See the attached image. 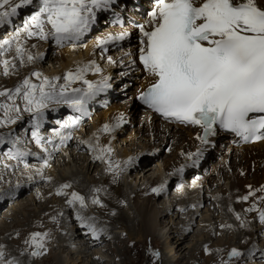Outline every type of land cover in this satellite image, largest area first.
<instances>
[{
    "label": "snow or ice",
    "instance_id": "obj_1",
    "mask_svg": "<svg viewBox=\"0 0 264 264\" xmlns=\"http://www.w3.org/2000/svg\"><path fill=\"white\" fill-rule=\"evenodd\" d=\"M33 2L0 0V24L10 22L19 10ZM115 3L116 0H37L36 9L27 16L22 30L28 38H51L57 44L76 42L96 23L97 11L110 9ZM148 25L150 27L138 25L141 33L139 63L153 82L140 92L138 99L166 119L202 128L203 135H198L197 139L204 144L216 134L217 127L234 132L246 141L264 139V0H154ZM128 35L127 31L108 34L98 40V46L124 40ZM16 40V57L0 59L4 75L9 74L10 68H15L16 58L21 64L25 57L28 62L35 59L19 42V32ZM11 46L12 40L0 42V56ZM108 60L114 62L110 56ZM130 64L135 65L136 61L131 60ZM100 71L99 65L90 60L67 70L63 76L48 77L32 72L14 89L0 91V97L6 98L0 101L3 112L0 126L15 124L21 119V112L30 113L34 129L32 137L47 151L39 132L45 109L51 104L67 105L79 115L69 116L60 128L77 126L88 114V103L112 86L107 76L98 81L87 78L89 72ZM32 77L36 78L35 82ZM77 82L82 86L73 87ZM18 101L22 102V107ZM122 122L123 117L118 116L114 124H103L98 133H110ZM98 133L93 134L95 144L88 140L81 143L98 152L95 159L105 160L108 171L119 170L120 163L113 164L107 158L106 154L112 149L110 145H100ZM70 138L71 133L62 136L61 142ZM0 143H3V137H0ZM28 154L16 153L19 157ZM201 154L198 149L188 156L199 158ZM132 159L129 157L124 163H131ZM192 162L195 164L197 160ZM44 164L47 165V160ZM183 169L181 165L177 171ZM70 187V184L61 185L57 194H66L63 190ZM163 187L152 191L159 192ZM258 191L264 192V187ZM250 195L254 193L250 191L242 199L248 200ZM259 199L264 200V196ZM77 201L81 207L86 206L85 198L72 192L68 203ZM93 203L100 201L94 199ZM260 220L264 222V210L260 211ZM87 227L97 235L94 225ZM46 235L35 232L26 241L34 249L33 256L42 254L40 250L45 249ZM240 255L242 253L235 248L229 253L230 257ZM3 256L0 246V258Z\"/></svg>",
    "mask_w": 264,
    "mask_h": 264
},
{
    "label": "rangeland",
    "instance_id": "obj_2",
    "mask_svg": "<svg viewBox=\"0 0 264 264\" xmlns=\"http://www.w3.org/2000/svg\"><path fill=\"white\" fill-rule=\"evenodd\" d=\"M126 1H128V0H126ZM21 14H22L21 17L18 16L19 17L18 19L15 18L11 22L12 26H10V27L8 25L4 26L3 31L0 34V42H3L4 40H12L11 48H9L6 52H4L3 55L0 56V59L3 58V59L11 60V58H12V60H13V58L16 57V50H15L16 43H17L16 37H17V32H19V42L21 44H23V47L26 49V51L28 50L27 53H30L33 57H35V59L32 62H29L26 64L24 62L23 64H21L19 59L16 58L15 60L18 61V62L16 61V63H15V65H17L16 66L17 71H21V74L24 72L23 74H25L27 77V76H30V74L32 72H40L43 75H45L51 71V68H58L59 69L60 64H61V60L63 58L65 59V57H66L64 53H66L67 48L70 49V47H68V45L65 44L64 49L59 50L60 48L55 47V45L50 43V42L54 41V39H52L50 42L48 40H46L47 42H44V45L46 43L47 47H50V49H52V48L53 49L50 51L46 50L45 51L46 55H44L42 57L41 55H42L43 49L40 50L39 52H37L36 45L35 44L31 45V42H29L26 39L27 35L25 32H23L21 30L20 22H18V25L20 28L17 26V22H15V21L23 20V18L27 15V13H19V15H21ZM13 24H14V26H13ZM4 25H6V24H4ZM92 40H93V38L90 37V38H87L85 42H87V41L90 42ZM88 42L85 44L87 45V49L88 50L90 49V52H91L93 50V47H95V44L93 43L92 45H88ZM78 49H83V48H78ZM78 49H75V50H78ZM58 59H59V61H58ZM27 64H29V65H27ZM22 66L25 69L27 68L26 69L27 71L24 68H22V70H21ZM51 66H53V67H51ZM56 66H58V67H56ZM18 67H20V68H18ZM2 73L4 74V70H3V66L0 65V91H2L4 89H14L15 86L17 84H19L20 82H22V80H23V78L20 81H18L17 79L16 80L8 79L7 77H5L6 75H2ZM115 74H116V72H115ZM110 76H112V75H110ZM11 77H16V76L14 74H12ZM6 78H7V80H6ZM4 79H5V82H3ZM114 79L117 80L116 76H114ZM15 81H16V83H14ZM116 85H117V83L115 85H113L112 92L116 91ZM123 98H125V97H123ZM113 107L114 108L118 107L121 110L125 109L124 105H119L118 103H115V102L112 103L111 102V104L106 108V110L103 109V110L97 112L96 120L99 121L98 118L101 119L103 116H106L108 112H110V113L118 112V111H114ZM104 111H105V113H104ZM99 114H101V115H99ZM134 119L135 118L129 117L128 121H129L130 125L133 124ZM28 120H29V117H28ZM135 122L136 123L134 126H132V129H130V127H129L126 132L122 133L124 130H126V129H123L118 134L115 135L116 139L113 138L114 141H111V140L108 141V145H111V146L113 145L112 147L111 146L110 147L112 149L111 154L114 156H117L119 153L118 157H120V150L119 149L122 150L123 148L130 150V151L131 150H133L135 152L138 151L140 153V156L142 154V156L140 157L141 158L140 161L137 163H130L129 169L125 170L121 175L122 183H125L130 177L131 183L128 187L130 193H133L135 190H137V188L140 186L141 183L148 182V179L150 178V176L153 177L156 175V173H157V175L160 174V172L157 171L159 169L160 165H164L165 161L172 156V153L178 150L177 146H174V148L172 149V151L169 155L165 154V151L162 150L161 147L158 148V146H157L158 144L161 146L162 140L160 139V143H157L158 139L155 141H150L149 134L146 135L144 127L142 125H140V123L138 124V121L135 120ZM44 123H45V120H44ZM44 123H41V124H44ZM18 132H20V136L23 135V131L21 132V130L14 132L13 134H11V136L7 133L4 134V136H6L7 138L8 137L10 138V139H7V140H11L10 144H9V141L7 142L6 138L3 139L4 140L3 143H0V147L4 146L3 149L1 148V150H0V172H6L7 173L6 179H8L2 183L3 185H0V202L1 203L6 202L4 204V206L2 208H0V227H2V232L0 231V240L3 243L0 246H2V251L4 252V254L6 253L5 251H7L11 255V253L9 252L11 249V246L12 247H18V244H20L24 248V251L21 252V256L29 257V259H31V260H28L29 264H60L59 260H56V257L59 255L58 252L60 251L59 248L56 246V243L61 244L63 239L60 238V236L54 231L55 230L54 223L57 221V217L55 215H53L56 217L55 219L48 218L49 211H45L42 214V216H39L38 214H41V212L43 210L49 209L50 206H53L55 203H61V202H63V200L68 201L71 198V193L69 191L73 190V192L77 191V192H79V194H81V192H80L81 189L84 190L86 187L70 181L69 184L71 185V187L69 189L63 190L66 194H63V195L57 194V191L61 188V182L63 184L68 183L67 182L68 179H66V176L68 175V173H66L67 175H64V173H63L64 171L67 172L66 167H67L68 160H67L66 156L61 157V155H59V157H58L59 159L57 160L58 164L56 162H54V163H51L50 167L46 168V170L51 169V172L45 171V170H39L40 167H38V166L40 165V163L38 161L35 163L36 164L35 167H33L32 166L33 163H31L32 161L28 160V164H27L25 161H23L22 158L17 157L15 154L13 155L10 153V154L6 155L7 158H5V156H4L5 154L2 153V151L10 152L12 150L15 152V150L13 148V143H14L13 135L15 133H18ZM1 133H3V132H1ZM120 133H122V134L120 135ZM14 137H15V135H14ZM146 139L147 140L149 139L148 143H147L148 146H154L155 147L154 152L152 150L149 151L148 146L143 145L144 143H146L145 142ZM6 146H8V147H6ZM114 146L116 147L117 151H116ZM88 148L89 147H87V149ZM148 151L151 154H149ZM91 152H92L93 156H96L94 151H88V150L86 151V153L75 154L74 156H81L82 160H79L77 162L76 161L72 162L71 163L72 164L71 170H73L74 167H75L74 168L75 171H77V170L85 171L86 169L88 170V162L84 163L83 164L84 166L82 165V163H83V161L86 160L87 156L91 155ZM65 158H66V160H65ZM8 159L10 160V162L11 161L12 162L10 164H8V163L5 164L4 161H7ZM237 160H238V158L235 157L234 161L237 162ZM15 161H17V162H15ZM19 162H20V164H19ZM101 162L97 163L99 166V171H96V172L94 171L93 173L90 172L89 174L86 171V175L89 178H92L91 176H96V178L99 182L102 179V177L99 174L101 173L102 176L104 175V166ZM2 163H3V165H2ZM245 163H246V160L243 163L241 162L239 164H245ZM13 165H16V166H13ZM235 166H236V164H235ZM238 166H240V165H238ZM29 167L31 170L28 169ZM83 167H84V169H82ZM63 169H64V171H63ZM52 170L53 171L55 170V171L53 172ZM220 170L222 172V175L219 178L217 176H215L216 177L215 178L213 175H211V171H210V173L208 174V180H206V182L204 180V182H203L205 186L202 185V191L203 190L206 191V189L204 187H207L206 184H208L209 189L211 191H213V193L215 192L216 194L219 195L220 191L222 190V187H224V188L228 187L229 182H231L232 180L230 178L226 177V175H225L226 171H224V169H220ZM40 171H43L42 172L43 176L41 177V180H40L42 182L37 184L36 182H38V180H33L32 178H36V177L38 178L40 176ZM143 171H146V172H143ZM17 172H18V174L20 173L23 176H25L24 179L23 178L19 179L17 177H14V176L18 175ZM71 172L72 171L69 172V175H71ZM138 172H139V177L136 178V174ZM54 173H56V175H54ZM163 175H165V171H164ZM228 175H230V170H229ZM144 176H146V178H143ZM230 176H232V175H230ZM27 177H32V178H27ZM176 178H177L176 176H172V179L169 181L168 187H165L166 192L164 191L165 193L162 194L161 196H158V198H157L158 201H164L165 202L164 203V209L170 208V206H171L170 203H171L172 198H173V200L176 199V202H179L181 200H184L188 196L190 198H194V197H197L199 194V191H197V190L194 191V190H190V189H185L181 193H177V192L172 191V189H171L172 184H173V182H175L174 180H177ZM146 179H147V181H146ZM63 181H65L66 183H64ZM261 184H262V182H261ZM219 185H221V186H219ZM16 186H17V189L15 191L14 188H16ZM27 186L28 187L30 186V188L27 189ZM45 187H47L48 189L45 190L46 189ZM49 187L54 189V191L53 190L51 191ZM39 188L46 191L47 194L45 197L38 199L35 202V201H33L32 196L34 194H38L39 197L41 196L40 194H41L42 190ZM25 189H26V191H25ZM92 189H93V192L91 193V191H90V193H91L90 197H92V199L89 197L88 202H89V207H92L93 209H95V203H93V200L95 197L94 193H95L96 186H93ZM36 190L38 191V193L36 192ZM23 191H25V192H23ZM185 191H188L189 193L187 194V193H185ZM211 191L209 192V194H208V192H205V194L211 195L212 194ZM21 192H23V193H21ZM34 192H36V193H34ZM19 193H21V194H19ZM229 194H231V193H229ZM217 197H219L218 199H220V203H216V199H215V203H210L208 205L200 206V208L198 209L199 214L196 213L195 214L196 216L194 217V219L192 221L189 219H187L186 221H183V218L181 217L180 213L181 212L182 213L188 212V211L193 213L195 206H192V207L188 206L184 209V211H181V210H183V208H181V209L177 208V209H174L172 211V213L164 214V217L162 218L164 223L161 224L160 222H158L161 225H158L159 227L158 226L155 227V235L147 236L146 239H143V240L135 239L134 241L130 242V244H128V241L130 240L129 238L132 236L135 238L138 237V233L136 231H133V235L128 236L129 232L125 231V229L120 228L118 226V224H116V223H115L116 225L112 224L109 226L107 224V226L109 228L108 239L100 240L98 245H92L91 246V244H89V245L85 246V244H87V243L80 245V243H79L80 239H77V237H76L74 239V241L70 242L69 246L65 247V250L67 248L68 250H71L73 252L80 251L81 255H78L79 256L78 257L77 256L78 253H76V254L71 253V258H67L68 253L63 252L62 256H63L64 262H65V264H91V262H93V261L98 263V259L96 256L88 258L85 256L84 252H81V250H86L91 255H94L95 253H96V255H98L99 254L98 251L104 252L103 255L102 254L99 255V257H102V262L99 264L107 263L109 261H111V263H109V264H159V263L161 264V261L164 257L167 258L168 264H264V229H262L264 222H262L260 220V215H259L260 212L257 211L254 214V217L257 218V220L253 221V229H254L253 240L251 241L250 246L246 250H242L240 248L241 245L238 242L239 237H237L234 225L229 218V213L224 209L225 206L224 205L222 206V204H221V203H223V200H221L220 196H217ZM29 199H32V201H30ZM57 201H59V202H57ZM67 201H65V204L67 203ZM210 201H212V199H210ZM16 202L17 203L20 202V204L23 203L22 204L23 207L28 204V206H27L28 210L27 209L23 210V207L22 206L19 207V205H17ZM78 204H79L78 201L75 202L74 204H72V205H77L74 207L72 206L73 207L72 209H75L76 207H78V208L81 207L80 204H79V206H78ZM132 208H133V210H135L134 207H132ZM175 211H177V212H175ZM179 211H181V212H179ZM59 214L62 216L63 212L61 211V212H59ZM31 215H32V218L30 219ZM99 218L102 220V218L100 216H99ZM84 221H83L84 223L82 226V230L85 231V233L91 234L92 232H90V230L87 227V225H89V222L86 220H84ZM102 221H105V220H102ZM107 222L111 224L112 219L107 220ZM181 223H183V224H181ZM104 224L105 223H102L101 225H104ZM50 225L53 226L52 230L47 229V226H50ZM4 226H5V229L3 228ZM104 226L106 227V224ZM206 226H207V228H206ZM183 228L184 229L187 228L188 232L186 234H185V232L184 233L181 232L182 230H184ZM78 231L79 230H76V233H78ZM201 231H204V233ZM35 232L47 233L46 237L44 238L45 249H41L40 251L42 254L37 255V256H33L31 254L34 249L32 246H30V244L26 243V241L30 240L32 233H35ZM122 233H123V235L121 236ZM71 234H72V231H70V237L71 236H72V238L75 237L74 234L73 235H71ZM120 236L122 238V241L117 242V238L119 239ZM167 236H169V237H167ZM184 236L186 238H183ZM60 239H62V241H60ZM144 240H146V241H144ZM16 241H18V243H16ZM156 241L158 244L156 243ZM205 241L206 242L208 241V243H206ZM80 246H82V247L80 248ZM121 246H122V249H121ZM181 246H183L184 248L182 247L183 249H181ZM254 247H258V248L255 249ZM127 248H128V250H127ZM135 248H138V249H135ZM234 248L237 249L239 252H241L242 255H240L238 257H230L229 253ZM250 248L252 249V251H251L252 253L249 252ZM123 249H124V252H123L124 256L118 255L117 250L122 252ZM255 252H259V254L254 255ZM188 253H193L196 256V258H199V261L196 263H188V257L185 256ZM200 256H201V258H200ZM46 257H48V258L45 260ZM3 259H5V258H0V261L3 262L4 261ZM12 259L18 260L17 256H15V257L13 256ZM34 259H37L38 262H34ZM13 260H11V261H13ZM15 263L16 264H22V263L25 264V262H22V261H19V263L18 262H15Z\"/></svg>",
    "mask_w": 264,
    "mask_h": 264
},
{
    "label": "bare ground",
    "instance_id": "obj_3",
    "mask_svg": "<svg viewBox=\"0 0 264 264\" xmlns=\"http://www.w3.org/2000/svg\"><path fill=\"white\" fill-rule=\"evenodd\" d=\"M130 1L131 0H128V2H130ZM36 5H37V0H34L32 5L25 6L23 9L19 10L18 15L15 17H12L10 19V22H5L3 24H0V34L2 33L4 26H7V25L9 27L12 26L11 22L15 18L18 19L19 17L22 16V14L19 15V13L29 14L32 11H34ZM15 22H19V21H15ZM4 24H6V25H4ZM13 26H14V24H13ZM26 39L29 42H31V45H34V44L36 45L37 52H39L40 50L43 49L42 55H41L42 57L44 55H46V53H45L46 50L50 51L53 49V48L50 49V47H47L46 43L44 45V42H47L46 40L39 39L38 37H31V38L26 37ZM87 42H85V43H87ZM93 43L94 42L92 40V41L88 42V45H92ZM96 50H98V48L96 46L94 47V49L91 52H90V49L88 50L87 48L86 49H78V50H71V49L67 48L66 53H64L66 57L64 56L65 59L63 58L64 60L63 59L61 60V64H60L59 69L58 68H51V71L49 73L47 72L48 74H45L44 76H48V77L63 76V74L67 70L75 69L78 64L87 63L88 61L92 60V61H95L96 64L99 65V67L101 69H103L102 73L108 74L107 77H110L109 83L112 85L111 87H113V85H115L117 83V80L114 79V76H116L115 72H113L114 66L107 64V63H103L102 59H100L98 57ZM11 60H12V58H11ZM16 61L17 60H14V63H16ZM58 61H59V59H58ZM24 62H25V64L29 63L26 58H25ZM27 65H29V64H27ZM16 66H15V68H11L13 71L10 69L11 71H9V74L6 75L5 77H7L8 79H13V80L17 79L18 81H20L22 78L24 79L26 77V75L23 74L24 72L21 74V71H17ZM53 66H51V67H53ZM56 67H58V66H56ZM18 68H20V67H18ZM22 68H24V67L22 66L21 70H22ZM12 74H14L16 77H11ZM2 75H4V74L2 73ZM110 75H112V76H110ZM7 78H6V80H7ZM87 78L90 80H93V81H98V80L102 79V74H101V72H98V73L89 72L87 74ZM32 79L34 82L36 81L35 77H32ZM3 82H5V79ZM14 83H16V81ZM60 83H63V80H61ZM81 86L82 85L80 84V82H77L76 84L73 85V87H81ZM111 92H112V90H111ZM5 99H6L5 97H0V101H4ZM18 103H21V107H22V102L18 101ZM63 106L64 105L51 104L47 109H45V111L48 109L59 110ZM136 108L137 107L135 106L134 109H136ZM138 111H140V109H138ZM104 113H105V111H104ZM101 114H99V115H101ZM109 114H110V112H108L106 116H108ZM112 114L114 115L115 112ZM20 115H21V119L18 120L15 124H7V125L0 126V137H3V139L6 138V140L10 139L9 137L7 138L6 136H4V134L7 133L11 136V134H13L14 132H16L18 130L20 131L21 129H23L25 127L26 124H28L27 123L28 116L31 114L27 113V112H21ZM130 117L135 118L136 116H135V114H131ZM0 118H3V112L2 111H0ZM29 121H30V119H29ZM42 123H44V122H42ZM181 130H183V128H181ZM1 132H3V133H1ZM59 133L61 136H65V135H67V130L61 129ZM14 135H17V140L15 142L18 146H22V142H21L22 140L29 142L28 139H24V138H22V136H20V132L15 133ZM14 135H13V138H14ZM190 136H191V134H190ZM115 137H116L115 135L111 136V137L110 136L101 137L99 139V143L102 146L108 145V141L109 140L114 141V139H116ZM159 138H161V137H159ZM90 139L93 142V144L96 143L95 137L93 135H90ZM148 140L147 139L145 140L146 143L143 144L144 146H148V144H147ZM8 141L10 144L11 140H7V142ZM151 147L153 148L154 146H151ZM249 148L250 147H247V151L246 152L243 151L240 155L241 161H243L246 158V163L245 164H237L236 163L237 166L238 165L247 166L250 163V159L248 157ZM115 149H116V147H115ZM255 149L260 154L264 153L262 148H260L258 146H255ZM119 150H120V157H118L119 153L117 156H114L111 153L106 154L107 158L110 159L113 162V164H115L116 162L120 163V169L114 170V171H108L107 170L108 164L105 162V160L101 159V161H102L101 162L100 160L95 159V156H93L92 152H91V155L88 154L89 156H87L86 160L83 161V163H82V165H83L84 163L88 162V170L86 169L85 171H83V170L75 171L74 170L75 167L73 168V170H71L72 169L71 163L75 162V161L77 162L79 160H82L81 156H74L73 153H70V155L68 157H66L68 160L67 167H66L67 172H65L63 169V171H64L63 173H64V175H67L66 173H68V175L66 176V179L69 180V181L67 180V182H68L67 184H69V182L71 181V182H75L79 185L86 187L84 190L81 189V191H80L81 192L80 195H82L85 198V205L86 206L85 207H79V208L76 207L75 209H72L74 206H77V205H72V204L70 205L67 200H63V202L55 203L53 206H50L49 209L43 210L41 212V214H38L39 216H42V214L45 211H49L48 218L55 219L57 217V221L54 223V225H55L54 231L60 236V238L63 239V241H62V239H60V241H62L61 244L56 243V246L60 250L58 252L59 255L56 257V260H59L60 264H65L63 256H62L63 252L68 253L67 258H71V253H73V254L78 253L77 256L81 255L80 251L73 252L71 250H68L67 248L65 250V247L69 246L70 242L74 241V239L76 237H77V239H80V241H79L80 245H83L84 243H87V244H85V246H87L89 244H91V246L92 245H98L100 240L108 239V233H109L108 226L112 225V224H114V225L118 224V226L120 228L125 229V231L129 232L128 236H132L133 231H136L138 233V237L135 238L132 236L129 238L130 240L128 241V244H130V242L134 241L135 239L143 240V239H146L147 236L155 235V227L164 223V221L162 220V218L164 217V214L172 213V211L174 209H177V208L178 209L183 208V210H181V211H184V209L188 206H191V207L195 206L193 213L190 211L183 212V213L181 211H179V212H181L180 215L183 218V221H186L187 219L192 221L194 219V217L196 216L195 214L196 213L199 214L198 209L200 208V206L208 205L210 203H215V199H216V203H220V199H218L219 197H217V196L221 197V200H223V203H221V204H222V206L223 205L225 206L224 209L229 213V218L234 225L236 235H237V237H239L238 242L241 245L240 248L242 250H246L250 246L251 241L253 240V237H254L253 221L257 220V218L254 217V214L257 211L260 212L261 210H264V200L259 199V197L264 196V192L258 191V189L264 187V166L263 167L256 166L254 172H250L248 170V172L246 173L245 176L240 175L236 170H234V173L232 174V176L228 175L229 173L226 172L225 173L226 177L230 178L232 181L229 182V185L227 188L222 187V190L220 191L219 195L216 194L215 192L213 193V191H211L209 189V185L206 184V186H207L206 191L205 190L202 191V186L197 188V191H199V194L197 197L190 198L188 196L187 198H185L184 200H181L179 202H176V199H174L175 200L174 201L172 198L171 203H170L171 206L169 209L167 208L168 209L167 210V209H164V203L165 202L164 201H158L157 198H158V196H161L162 194H164L166 192L165 187H168L169 181L172 179V176L178 177L179 171H177V169H179V167L181 165H184L187 161H185L183 158L179 157L178 150L173 152L172 156L165 161L164 165H160L159 169L157 170L158 172H160V174L157 175V173H156L157 176L156 175L153 177L150 176V178L148 179V182H143L144 181L143 180L142 181L143 183L140 184V186L137 188V190H135L133 193H130V191L128 189V187L131 183L130 177L125 183H122V180H121L122 173L125 170H128L130 167L129 166L130 163L125 164L124 162L127 161L129 159V157H132L133 159H132L131 163H137L140 161V159H141L140 157L142 156V154L140 156V153L138 151H136V152L133 150L130 151V150H127L124 148L122 150L121 149H119ZM234 150H236V152H238V147L235 146ZM91 151H93V150H91ZM116 151H117V149H116ZM94 153L96 155L98 154V152H94ZM149 154H151V153H149ZM66 158H65V160H66ZM57 160H55V162L58 164ZM4 162H5V164L6 163L10 164L12 161L10 162V160L8 159L7 161H4ZM15 162H17V161H15ZM98 162H101L104 166V175L102 176L101 173L99 174L102 177L100 182L97 180L96 176H91L92 178H89L86 175V171L88 174L90 172L93 173L94 171L95 172L99 171V166L97 164ZM3 163H2V165H3ZM19 164H20V162H19ZM13 166H16V165H13ZM40 166L41 165H39L38 167H40ZM28 169H30V167ZM82 169H84V167ZM45 171L51 172V169H48V170L45 169ZM70 171H72L71 175H69ZM164 171H165V175H163ZM42 172L43 171H40V176L38 178L37 177L36 178L27 177V178H32L33 180H38V182H36V183L39 184L40 182H42V181H40L41 177L43 176ZM143 172H146V171H143ZM17 174H18V172H17ZM6 175H7L6 172H0V185H3L2 183L5 182V180H8V179H6ZM54 175H56V173H54ZM14 177H17L19 179H22V178L24 179L25 176H23L22 174L19 173L17 176H14ZM138 177H139V172L136 174V178H138ZM143 178H146V176H144ZM146 181H147V179H146ZM174 181H176V180H174ZM63 182L66 183L65 181H63ZM261 182L263 185L261 184ZM62 184L63 183L61 182V185ZM161 185H164L163 190H161L159 192H153L152 191L153 188H160ZM93 186H96V189H100V191H96V189H95V193H94V195H95L94 199H98L100 201V203H95V209L96 210L93 209L92 207H89V202H88V198L91 196V193L93 192V189H92ZM219 186H221V185H219ZM28 188H30V186L29 187L27 186V189ZM45 188H46L45 190L48 189L47 187H45ZM49 188L51 191L52 190L54 191V189H52L51 187H49ZM16 189H17V186H16V188H14V190L16 191ZM39 189H41V188H39ZM25 191H26V189H25ZM25 191H23V192H25ZM90 191H91V193H90ZM210 191L212 192L211 195L205 194V192H208V194H209ZM250 191L253 192L254 195H250L248 200H243L242 197L248 195ZM23 192H21V193H23ZM36 192L38 193L37 190H36ZM36 192H34V193H36ZM69 192L72 193L73 190H71ZM75 192H77V191H75ZM21 193H19V194H21ZM77 193H79V192H77ZM185 193L188 194L189 192L185 191ZM229 193H231V194H229ZM46 194H47V192L44 190L41 191L40 197L38 196V194H34L32 196L33 201L36 202L38 199L45 197ZM90 198L92 199V197H90ZM210 199H212V201H210ZM29 200L32 201V199H29ZM65 201H67L66 204H65ZM57 202H59V201H57ZM5 203L6 202H4V203L0 202V208H2ZM16 204L19 205V207H20V206H22L23 203L20 204V202L19 203L16 202ZM27 206H28V204L25 205L24 207L22 206L23 210L27 209ZM78 206H79V204H78ZM253 206H255L254 210L249 211V209H253ZM132 207H134L135 210H133ZM61 211L63 212L62 216L59 214V212H61ZM177 211H175V212H177ZM53 215H55L56 217ZM99 216L102 218V220H105V221H102L99 218ZM31 218H32V215L30 216V219ZM109 219H112L111 224L107 222V220H109ZM84 220L88 221L91 225L95 226L97 235H93V233L88 234L82 230L83 223L85 222ZM158 222H160L161 224ZM102 223H105L106 227L104 226L105 224L101 225ZM107 224H108V226H107ZM181 224H183V223H181ZM3 228L5 229V226ZM206 228H207V226H206ZM47 229L52 230L53 226L52 225L47 226ZM262 229H264V225H263ZM76 230H79L78 233H76ZM0 231L2 232V227H0ZM70 231H72L71 235L74 234L75 237H73V238H72V236L70 237ZM181 232L182 233L185 232V234H186L188 232V230H187V228H185ZM201 232L204 233V231H201ZM122 235H123V233L121 234V236ZM121 236L119 239L117 238V242L122 241ZM167 237H169V236H167ZM183 238H186V237L184 236ZM144 241H146V240H144ZM16 243H18V241H16ZM156 243H157V241H156ZM206 243H208V241ZM1 244H3V243L0 240V245ZM81 247L82 246H80V248ZM182 247L183 246H181V249L184 248V247L183 248ZM254 248L257 249L258 247H254ZM121 249H122V246H121ZM135 249H138V248H135ZM127 250H128V248H127ZM22 251H24V248L20 244H18V247H12L11 246V249L9 251L11 253V255L7 251H5L6 253L2 257L5 259H3L4 260L3 262L0 261L1 262L0 264H16L15 262L19 263V261L25 262V264H29L28 260H31V259H29V257H27V256H24V257L21 256ZM251 251H252V249L250 248L249 252L252 253ZM81 252H84L85 256L88 258L94 257V256L97 257L98 263L93 261V262H91V264H99L102 262V257H99V255L104 254V252H102V251H98L99 252L98 255H96V253L94 255H91L86 250H81ZM123 252H124V249L122 250V252L117 250L118 255L124 256ZM258 254H259V252L254 253V255H258ZM13 256L14 257L17 256L19 261L17 259L13 260L12 259ZM185 256L188 257V263H196L199 261V258H196V256L193 253H188ZM47 258L48 257H46L45 260ZM200 258H201V256H200ZM11 260H13V261H11ZM34 262H38L37 259H34ZM109 263H111V261H109L107 263H103V264H109ZM161 264H168V260L166 257H164L162 259Z\"/></svg>",
    "mask_w": 264,
    "mask_h": 264
}]
</instances>
